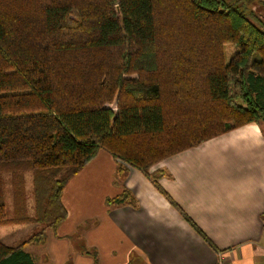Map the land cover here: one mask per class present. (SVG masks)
Returning a JSON list of instances; mask_svg holds the SVG:
<instances>
[{"label": "trees", "instance_id": "16d2710c", "mask_svg": "<svg viewBox=\"0 0 264 264\" xmlns=\"http://www.w3.org/2000/svg\"><path fill=\"white\" fill-rule=\"evenodd\" d=\"M245 5L0 0V224L39 225L17 245L0 239V264H36L26 247L45 243L67 219L64 188L101 149L143 172L216 248L150 170L263 122L264 13ZM227 45L237 48L229 61ZM27 170L34 171L30 216ZM107 203L133 205L135 198L123 188Z\"/></svg>", "mask_w": 264, "mask_h": 264}, {"label": "crops", "instance_id": "0c3cea01", "mask_svg": "<svg viewBox=\"0 0 264 264\" xmlns=\"http://www.w3.org/2000/svg\"><path fill=\"white\" fill-rule=\"evenodd\" d=\"M264 2V0H261ZM211 247L140 170L101 149L64 188L67 219L36 264H264V129L252 122L150 170ZM128 189L135 203L108 205ZM28 247V246H27ZM26 247V249H27Z\"/></svg>", "mask_w": 264, "mask_h": 264}, {"label": "rangeland", "instance_id": "374dc122", "mask_svg": "<svg viewBox=\"0 0 264 264\" xmlns=\"http://www.w3.org/2000/svg\"><path fill=\"white\" fill-rule=\"evenodd\" d=\"M244 3H246L245 6L247 7H253L255 11L263 12L264 13V7L261 3H259V0H241ZM261 14V13H260ZM226 50V57L229 61L232 54L237 51V48L233 45H227L225 47ZM113 108H116V105H112ZM262 126L264 129V121L262 122ZM6 176V202H7V208H8V214L10 216H14L16 213V209L14 207V196L12 192V180L9 178L10 175L5 174ZM25 180H26V189H27V196H26V210L27 214L34 215L35 213V198H34V171L33 170H27L25 172ZM39 228V225L37 224H20V225H13V224H0V239L3 240L8 245H17L21 243L22 241L26 240L28 237H30L32 234H34ZM50 232V230H49ZM46 245L39 244V245H29L26 250H28L30 253H32L35 258L38 260V255L45 252Z\"/></svg>", "mask_w": 264, "mask_h": 264}, {"label": "built area", "instance_id": "2783aa9c", "mask_svg": "<svg viewBox=\"0 0 264 264\" xmlns=\"http://www.w3.org/2000/svg\"><path fill=\"white\" fill-rule=\"evenodd\" d=\"M215 264H228L225 253L221 250H217V260Z\"/></svg>", "mask_w": 264, "mask_h": 264}, {"label": "water", "instance_id": "95a60500", "mask_svg": "<svg viewBox=\"0 0 264 264\" xmlns=\"http://www.w3.org/2000/svg\"><path fill=\"white\" fill-rule=\"evenodd\" d=\"M263 121H264V117H263Z\"/></svg>", "mask_w": 264, "mask_h": 264}]
</instances>
